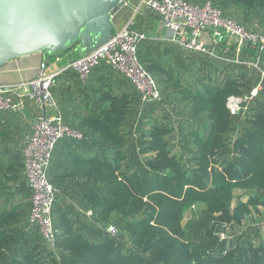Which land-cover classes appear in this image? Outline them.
Instances as JSON below:
<instances>
[{
  "label": "trees",
  "instance_id": "trees-1",
  "mask_svg": "<svg viewBox=\"0 0 264 264\" xmlns=\"http://www.w3.org/2000/svg\"><path fill=\"white\" fill-rule=\"evenodd\" d=\"M181 1H210L223 17L264 35V0ZM136 19L132 30L146 35L137 57L161 100L143 105L105 63L85 82L71 70L54 77L62 121L81 136L61 139L50 160L55 251L28 228L23 163L15 171L1 158L0 264H264L260 71L151 39ZM256 55L253 44L242 51L243 60ZM259 83L257 96L232 115L228 98Z\"/></svg>",
  "mask_w": 264,
  "mask_h": 264
},
{
  "label": "built area",
  "instance_id": "built-area-1",
  "mask_svg": "<svg viewBox=\"0 0 264 264\" xmlns=\"http://www.w3.org/2000/svg\"><path fill=\"white\" fill-rule=\"evenodd\" d=\"M144 11L157 15L168 31L166 40L181 50L248 65L260 71L261 80H264V71L260 69L264 55V35L249 31L235 20L223 17L210 1L201 7H194L181 0H139L133 7L130 19L122 28L115 29L106 43L87 55L67 62L63 71L71 70L85 82L95 67L105 63L129 80L140 93L143 105L159 102L161 97L156 82L137 57V46L146 39V35L132 30L136 15ZM225 41H228L229 47H223ZM247 44H253L256 48L254 60L242 59V51ZM226 51H232V57L226 56ZM59 59L60 56L54 57L55 61ZM56 75L48 73L43 65L31 80L14 85L0 84V110H14L23 106L24 100L32 102L38 110L31 133L22 148L25 178L31 190L28 228H37L51 250L55 249L56 239L52 223L55 188L48 180L50 160L54 147L61 139L81 137L62 121L51 93ZM260 90L261 83L249 95L228 98L226 106L230 113L238 115L242 104L251 101ZM108 231L114 233L112 227Z\"/></svg>",
  "mask_w": 264,
  "mask_h": 264
},
{
  "label": "water",
  "instance_id": "water-1",
  "mask_svg": "<svg viewBox=\"0 0 264 264\" xmlns=\"http://www.w3.org/2000/svg\"><path fill=\"white\" fill-rule=\"evenodd\" d=\"M128 0H0V68L35 54L87 55L106 43Z\"/></svg>",
  "mask_w": 264,
  "mask_h": 264
},
{
  "label": "crops",
  "instance_id": "crops-1",
  "mask_svg": "<svg viewBox=\"0 0 264 264\" xmlns=\"http://www.w3.org/2000/svg\"><path fill=\"white\" fill-rule=\"evenodd\" d=\"M139 0H128L112 19L115 29L122 28L133 15V7ZM136 26L146 29L149 38L155 40H166L168 31L161 24L159 18L149 12H142L136 15ZM80 57L76 52H69L60 56L59 61L54 57H47L44 54H35L13 60L0 68V84L14 85L22 81L35 78L40 66L45 65L48 73L59 74L63 71L67 62ZM37 108L33 105L19 106L14 110L0 112V159L12 160L15 171L20 169L19 163H23L22 174L24 173V160L22 148L26 137L31 133L33 120L37 115ZM22 157V158H21Z\"/></svg>",
  "mask_w": 264,
  "mask_h": 264
},
{
  "label": "rangeland",
  "instance_id": "rangeland-1",
  "mask_svg": "<svg viewBox=\"0 0 264 264\" xmlns=\"http://www.w3.org/2000/svg\"><path fill=\"white\" fill-rule=\"evenodd\" d=\"M72 52V51H71ZM235 194H236V196H237V200L240 198V196H241V194H242V192L241 191H235Z\"/></svg>",
  "mask_w": 264,
  "mask_h": 264
}]
</instances>
